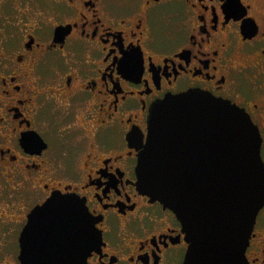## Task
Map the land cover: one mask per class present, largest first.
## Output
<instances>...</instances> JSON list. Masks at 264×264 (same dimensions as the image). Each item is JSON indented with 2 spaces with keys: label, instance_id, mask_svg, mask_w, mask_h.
<instances>
[{
  "label": "flooded vegetation",
  "instance_id": "obj_1",
  "mask_svg": "<svg viewBox=\"0 0 264 264\" xmlns=\"http://www.w3.org/2000/svg\"><path fill=\"white\" fill-rule=\"evenodd\" d=\"M187 93L242 109L264 162V0H0V264H185L137 169L152 109ZM54 195L78 204L34 217L24 258ZM246 258L264 264V208Z\"/></svg>",
  "mask_w": 264,
  "mask_h": 264
},
{
  "label": "water",
  "instance_id": "obj_2",
  "mask_svg": "<svg viewBox=\"0 0 264 264\" xmlns=\"http://www.w3.org/2000/svg\"><path fill=\"white\" fill-rule=\"evenodd\" d=\"M137 175L139 191L171 210L190 238L185 264H248L264 208V162L260 136L242 109L206 94L166 97L151 111ZM76 204L72 196L54 195L35 211L22 236V257L30 254L25 241L34 217L61 218ZM78 216L85 263L94 233L85 207Z\"/></svg>",
  "mask_w": 264,
  "mask_h": 264
}]
</instances>
